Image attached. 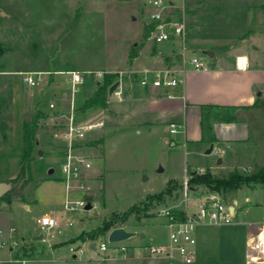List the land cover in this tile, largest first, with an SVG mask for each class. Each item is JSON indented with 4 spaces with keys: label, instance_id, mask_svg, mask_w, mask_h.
<instances>
[{
    "label": "rangeland",
    "instance_id": "1",
    "mask_svg": "<svg viewBox=\"0 0 264 264\" xmlns=\"http://www.w3.org/2000/svg\"><path fill=\"white\" fill-rule=\"evenodd\" d=\"M143 3L144 0H4L5 9L0 24V142L12 128L15 89L21 80L20 73H49L43 85L32 88L35 105L25 114V121H31L39 109L49 114L48 118L41 119L38 130L40 135L47 137L49 144L45 146L48 149L45 153L39 154L37 151L35 154L32 163L35 177L48 175L50 170H54V177L62 178L63 175L62 156L68 143L65 138L66 115L71 112V100L68 75L61 74L57 69L104 70L107 74L115 75V82L120 78L121 71L126 72L123 77L132 74L139 48L149 45L153 40ZM186 55L188 61L192 54L186 50ZM198 55L206 58L202 51ZM88 78V84L80 92L75 105L78 124L105 119L110 113L108 108L117 101L109 96L107 108L95 105L85 109V101L93 96L98 83L104 80H97L93 76ZM28 90L29 87L23 85L24 96H28ZM50 103H54L55 108H51ZM104 136L105 132L100 133L96 128L84 139L74 140L78 151L92 160L93 168H97L103 177L91 182L92 191L88 194L71 190V199L93 198L92 209L85 208L89 202L86 200L85 207L79 206L70 214L69 218L73 222L71 226L61 223L59 227L45 233L43 239L36 240L43 234L37 220L49 211L48 204H37L30 211L24 210L18 203L13 204L12 214L22 228L16 237L31 244L36 252L25 262L13 261L14 264H60L52 260L48 249L50 243L59 240L61 232H79L82 226L85 230L98 227L104 220L121 217L130 207L135 208L133 213L117 225L137 233L136 236L119 242H110L104 236L97 239L98 245L102 241L109 247L155 243L168 236L165 219L157 213L174 204L184 207L182 185L173 183L171 192L162 200H151L149 197L164 191L172 175L182 174L185 158L186 166L192 158L190 149L182 143L171 145L158 128L150 132L144 125H128L106 134L105 159L102 161ZM43 146L39 144L38 150L43 149ZM212 155L214 159L219 156L217 147ZM203 162L204 158L200 160L201 164ZM161 168L164 170L161 171ZM235 171L253 173L245 169ZM35 183L33 180L24 188L14 190L12 198L30 197ZM200 190L191 192L190 196L202 193ZM234 191L233 195L227 191L222 192L221 196L225 202L238 199V203L243 206L240 213L243 225L260 222L264 216V187L244 185L238 195ZM0 201L4 202V199L0 198ZM257 229L253 228L254 231ZM246 235L247 227L245 242ZM81 247L85 253L79 257L93 255L102 258L104 255L101 251L89 250L87 244ZM63 252L73 258L69 245L64 246ZM247 264L263 263L250 259Z\"/></svg>",
    "mask_w": 264,
    "mask_h": 264
},
{
    "label": "crops",
    "instance_id": "2",
    "mask_svg": "<svg viewBox=\"0 0 264 264\" xmlns=\"http://www.w3.org/2000/svg\"><path fill=\"white\" fill-rule=\"evenodd\" d=\"M179 4L187 25V50L192 57L197 56L201 60L204 68L196 70L190 59L187 61L186 51L184 55L179 40L162 43L151 40L149 45L141 46L132 74L123 77L120 83L122 97L116 98L113 107L108 108L110 113L105 119H99L98 123L102 125L97 129L100 133L105 132L104 155L101 160L105 159L106 134L128 125H144L150 132L158 128L169 143H182L185 148L190 149L192 158L188 165L186 166L185 158L182 174L172 175L169 181L175 180L182 185L184 174L197 168H205L208 172L217 174L216 177H226L239 169L255 172L264 167V0H181ZM143 5L146 17L149 8L145 6V0ZM4 9V0H0V24ZM146 21L149 24L147 19ZM149 26L151 27L150 24ZM179 47L181 50H178ZM199 51L206 58L199 56ZM205 51H212L214 55L209 56ZM165 69L174 70L183 77L184 84L170 88L141 84L145 72ZM70 70L75 68L57 69L58 72ZM23 85L20 80L15 89L12 128L6 135L7 138L2 137L0 142V181L13 179L18 174L23 159L25 114L35 105L33 89L29 87L28 96H24ZM258 100L260 103L256 105ZM173 123L180 125L177 133L170 132ZM38 138L39 144L44 145L41 150L45 153L48 150L45 146L49 144L47 137L38 134ZM212 145L213 151L216 147L221 150L215 159L213 151L207 154ZM203 158L205 162L201 164L200 160ZM53 172L54 170H50V174L41 177L33 175L36 183L30 197L0 201V264L25 262L36 253L31 244L16 237L22 228L12 214L14 203L22 205L26 211L37 204L46 203L49 211L43 216L52 214L65 226L72 222L69 216L73 211L65 207L66 200L71 198V191L67 190L62 178L53 176ZM99 172L95 167L90 171L91 182L103 177ZM244 185L255 187L260 184ZM244 185L235 190L237 195ZM195 191L197 189L193 192ZM201 194L197 192L194 195L196 204L200 202ZM227 203L235 205L237 209L235 222L200 225L196 231V258L192 264L249 262L246 251L248 224L243 225L240 221L243 206L238 203L237 198ZM172 207L179 210L185 208L178 204ZM94 228L85 230L82 226L79 232L74 233L60 231L62 235L59 240L49 245L52 260L60 264H170L166 259L149 258L144 249L149 244L167 242L168 236L155 243L114 245L101 255L102 258L93 255L88 258L79 257L85 253L81 247L83 244H87L89 250H98L96 246L92 248V243H97V240L79 239L83 232ZM41 235L43 239L44 234ZM101 237L104 236L99 238ZM65 245L81 248L83 253L75 255L71 252V258L63 252ZM122 246L128 247L125 253H117L113 249Z\"/></svg>",
    "mask_w": 264,
    "mask_h": 264
},
{
    "label": "built area",
    "instance_id": "3",
    "mask_svg": "<svg viewBox=\"0 0 264 264\" xmlns=\"http://www.w3.org/2000/svg\"><path fill=\"white\" fill-rule=\"evenodd\" d=\"M181 0H145V6L149 8L146 18L152 27L151 37L157 43L168 42L173 39L179 40L183 53L187 50V25L180 12ZM184 62L186 61L183 57ZM190 62L196 70L204 68L203 63L197 57H191ZM68 75L69 93L71 100V112L66 115L67 123L65 138L67 146L62 156L61 170L62 180L64 181L68 191L77 190L88 194L92 191L90 171L93 169L92 160L83 155L75 147L74 140L84 139L87 134L100 127L102 124L85 123L78 124L75 117V105L77 94L86 88L88 77L93 76L97 80H101L107 74L104 70H70L60 72ZM126 72L121 71L118 81H122ZM48 72L34 71L21 72V81L24 85L36 88L43 85L47 80ZM141 84L146 86L152 84L155 87H178L184 84V78L179 76L174 70L165 69L154 72H145L141 78ZM122 90L119 86L110 94L112 97L120 99ZM51 108H55L54 103H50ZM180 125L173 123L170 127L171 133H177ZM175 145L174 141L170 142ZM220 154L221 150H217ZM198 174L206 173L205 168H197ZM191 174L187 171L182 182L184 195V209L179 210L169 207L158 211V216L165 219L168 228V240L165 243L149 244L144 247L149 258L166 259L170 264H192L196 258V231L200 225H225L235 222L237 217V209L235 205L225 202L219 192L207 191L201 186L192 188L190 185ZM202 191L201 200L198 204L194 201L195 196H190L194 189ZM86 200H88L86 198ZM85 199L68 198L65 207L69 211H75L77 207H85ZM194 201V202H193ZM43 234L49 233L51 230L60 226V221L50 215H44L37 220ZM72 225V222H68ZM254 227H258L256 231ZM248 246L247 257L252 260L260 261L264 264V217L260 222L248 224ZM108 238V236H107ZM96 248L105 253L109 246L106 242L96 243ZM117 253H125L128 247L113 248ZM71 252L75 255L82 254L83 250L77 247H71Z\"/></svg>",
    "mask_w": 264,
    "mask_h": 264
},
{
    "label": "trees",
    "instance_id": "4",
    "mask_svg": "<svg viewBox=\"0 0 264 264\" xmlns=\"http://www.w3.org/2000/svg\"><path fill=\"white\" fill-rule=\"evenodd\" d=\"M152 31V27H151ZM115 75L107 74L104 76L103 83H98L97 91L93 94L92 97H89L83 107L85 109L91 108L95 105H98L102 108H107L108 97H109V89L114 84ZM258 100L255 104H259ZM49 117L43 109H39L36 111L33 119L31 121H24L23 124V134H24V154L22 163L19 169L18 174L10 179L9 182L12 183L13 188L11 191L6 193L2 199L12 200V194L14 190L18 188H24L26 184L30 183L34 180L33 178V170L32 163L35 160V154L38 151L39 147V138H38V130L40 128L41 119H46ZM4 139L7 136H3ZM191 179L190 185L192 188H196L201 186L203 189L207 191H215L222 192L230 191L231 193L234 190H238L244 184H260L264 187V167H261L257 171L248 174L241 173L239 171H233L226 177H214L210 172H206L204 174H198L195 171H190ZM175 180H170L166 189L158 194L150 195L151 200H162L164 196L171 192V185L176 183ZM88 200L92 201L93 198L91 196L87 197ZM150 207V204L148 205ZM134 207H130L121 217H115L113 219L104 220L102 224L95 229L83 232L79 239L85 241L87 239L97 240L100 236H106L109 231L114 229L115 227H119L117 225L118 222L126 221L129 216L133 213Z\"/></svg>",
    "mask_w": 264,
    "mask_h": 264
},
{
    "label": "water",
    "instance_id": "5",
    "mask_svg": "<svg viewBox=\"0 0 264 264\" xmlns=\"http://www.w3.org/2000/svg\"><path fill=\"white\" fill-rule=\"evenodd\" d=\"M205 53L209 56H213L214 53L212 51H205ZM120 81H116L109 89V94H112L113 91L119 86ZM213 151V145L207 150V154H210ZM39 154H42L43 151L41 149L38 150ZM219 162H221V160H219ZM161 170V169H160ZM13 188V185L11 182L9 181H0V198L3 197L6 193H8L9 191H11V189ZM88 204L86 205V209L90 210L92 209V203L90 200H88ZM135 233L134 232H130L128 230H126L124 227L119 226V227H115L114 229H112L111 231L108 232L107 236H108V240L110 242H119V241H123L126 239H129L130 237L134 236ZM43 237V235H40L38 237H36L37 239H41ZM96 246V242L94 241L92 243V248H95Z\"/></svg>",
    "mask_w": 264,
    "mask_h": 264
}]
</instances>
